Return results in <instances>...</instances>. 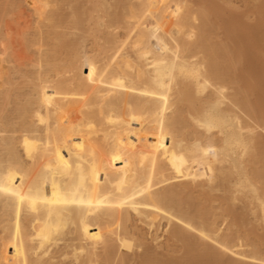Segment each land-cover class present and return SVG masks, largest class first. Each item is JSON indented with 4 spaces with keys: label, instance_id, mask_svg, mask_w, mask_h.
Masks as SVG:
<instances>
[{
    "label": "bare ground",
    "instance_id": "1",
    "mask_svg": "<svg viewBox=\"0 0 264 264\" xmlns=\"http://www.w3.org/2000/svg\"><path fill=\"white\" fill-rule=\"evenodd\" d=\"M6 1L0 264H264V0Z\"/></svg>",
    "mask_w": 264,
    "mask_h": 264
},
{
    "label": "rangeland",
    "instance_id": "2",
    "mask_svg": "<svg viewBox=\"0 0 264 264\" xmlns=\"http://www.w3.org/2000/svg\"><path fill=\"white\" fill-rule=\"evenodd\" d=\"M11 1V2H10ZM17 2L18 4H19V7H18V9H17V13H18V16H19V18H20V20L21 21H27V20H31V22L33 21V19H32V16H31V12L29 11V9L27 8V6L23 3V0H14V1H12V0H9V1H6V3H12V2ZM70 1V3H76V2H78V1H81V0H69ZM72 1V2H71ZM82 1H84V0H82ZM81 1V2H82ZM229 1V0H228ZM251 1H252V3H251ZM250 1V3H249V0H230V2L232 3V6L235 8V12H237V14L239 13V15H242L243 16V18H244V20L247 22V23H252L253 24V22L255 23L256 22V20H255V18H256V14L254 13V11H253V8L254 7H256V6H259V5H261V4H259V3H262V0H261V2H260V0H251ZM247 2V3H246ZM4 4H5V2H3ZM2 3V4H3ZM234 4V5H233ZM249 4V5H248ZM236 5V6H235ZM254 5H256V6H254ZM8 7H9V5H7ZM65 6H67V5H63L62 6V8L64 9V14L66 13V15L67 14H69L70 12H71V10L68 8V7H66V8H64ZM248 6V7H247ZM250 8V9H249ZM65 9H66V11H68V12H66L65 11ZM243 12H245V13H243ZM249 12V13H248ZM252 13H254V14H252ZM246 15V16H245ZM245 16V17H244ZM247 19V20H246ZM252 19H254V21L252 20ZM252 20V21H251ZM31 24L32 23H29V25L31 26ZM262 31V32H261ZM260 32L262 33V34H259V31H258V35H257V33H255L256 35H257V37L260 35V39H263L264 38V29H261L260 30ZM31 33H33V30H31ZM263 35V36H262ZM262 36V37H261ZM256 37V38H257ZM262 48V47H261ZM260 48V49H261ZM263 49V48H262ZM239 205V207H241L240 205L241 204H238ZM216 206H217V204H216ZM241 212V211H240ZM247 225V224H246ZM248 227V226H247ZM246 227V228H247ZM249 228V227H248ZM176 250H178V251H176L174 248L172 249V248H169V249H160V250H158L161 254L163 253V255H165L166 253H168V254H166V256L167 255H177L179 252L181 253H179L178 255H180V256H182L183 255V252L181 251V248L179 247L178 248V246L177 245H174L173 246ZM170 250H171V252H177V254L175 253H170ZM173 250H175V251H173ZM161 251H164V252H161ZM166 252V253H165ZM177 255V256H178ZM174 256V257H175ZM176 256V257H177ZM180 256H178V257H180ZM226 260H228V258L226 259ZM229 261V260H228Z\"/></svg>",
    "mask_w": 264,
    "mask_h": 264
}]
</instances>
